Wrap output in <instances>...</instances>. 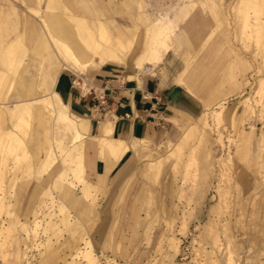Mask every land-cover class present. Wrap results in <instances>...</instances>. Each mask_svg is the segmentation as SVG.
<instances>
[{"label": "rangeland", "instance_id": "rangeland-1", "mask_svg": "<svg viewBox=\"0 0 264 264\" xmlns=\"http://www.w3.org/2000/svg\"><path fill=\"white\" fill-rule=\"evenodd\" d=\"M188 1L195 5L183 17L180 9L185 0H117L123 15L116 14L115 23L136 33L144 31L159 15L167 14L175 19V34L182 37V41L177 43L178 51L188 57L187 50L198 38V33L186 32L181 27L182 23L193 13L210 21L212 28L203 41L202 49L214 36L220 35L225 43L218 51L223 53L225 50L227 55L223 65L217 69L221 84L209 100L204 101L201 117L184 129L178 142L162 146L149 144L148 157L138 159V175L130 180L128 190L114 196L113 202H108L101 192V175L94 182L87 179L86 166L83 179L89 186V192L85 195L78 186L67 187L68 192L64 195H58L57 189H51L56 204L63 203L68 208L70 227L76 228L75 234L69 236L60 223L58 227L63 232L59 229L53 233L52 230L42 232L48 214L56 210L44 207L38 216L36 236L29 234L27 237L15 224L8 236L0 234V240L3 239L0 264H87L70 257L75 253L68 244L76 240L73 238L76 233L78 239L82 233V237H87L94 245L92 264H228V250L232 264H264V118L261 117L264 113V0ZM91 2L87 0L90 6ZM245 17L248 27L244 29ZM35 23L38 24L37 21ZM13 35L11 33L10 37ZM140 48L136 47L137 50ZM1 56L6 58L8 54L5 56L4 52ZM36 61H30L28 65L25 53L20 62H12V67H2L1 71L9 77L2 89L6 104L16 101L12 87H6L8 80L14 78L15 85L19 71L38 79L41 65L38 63L40 60ZM189 63L179 80L185 87L195 84L194 77L199 75V68ZM46 64L48 61L43 65ZM26 121L27 124L20 129L28 142L34 136L35 127L40 125L33 117ZM54 123V141L61 137L66 139L62 142L64 149H68L72 135ZM2 127L3 122L0 132ZM178 132L180 134L175 130V135ZM86 135L87 132L84 139ZM180 143L183 144L177 148ZM30 151L33 158H40L43 154L41 149ZM3 158L7 160L2 166L3 184H13L12 180L17 184L22 214L34 196L43 200L40 206L49 204L45 191L49 189L52 178L45 174L38 177L34 164L28 172L23 169L24 162L12 163L9 154L0 149V163ZM142 166H155L158 177H150L145 169L143 173ZM139 192L145 197L144 203L139 206V218L137 214L131 220V203ZM32 220V216H27L29 230ZM20 222H25L24 216L20 217ZM3 225H7L6 221ZM50 249L55 250L51 255ZM62 255L66 256L64 261Z\"/></svg>", "mask_w": 264, "mask_h": 264}, {"label": "crops", "instance_id": "crops-1", "mask_svg": "<svg viewBox=\"0 0 264 264\" xmlns=\"http://www.w3.org/2000/svg\"><path fill=\"white\" fill-rule=\"evenodd\" d=\"M3 1L0 2V57L5 47L17 39L27 49H31L45 32L44 24L50 34L72 46L79 45V38L88 39V30L91 32L88 35L95 33L98 25L105 28L113 40L119 39L124 43L142 31L133 33L130 28L116 25L115 15H123L117 0H89L93 2L91 6L97 8L95 10L87 0ZM32 11H37L38 15ZM157 18L150 21L146 28ZM84 23L85 27L82 28L84 25L81 24ZM182 25L186 32L192 30L198 33V38L192 41L187 50L188 57L178 51L177 43L182 41V37L174 33L171 40L174 52L166 53L156 66L146 67L143 72L133 69L128 58L123 63H100L97 58L91 62V54L85 52L87 56L81 61L86 68L77 71L62 69L56 78L54 92L72 115L86 122L88 131L82 149L84 170L86 166L87 179L91 182L101 175V192L108 202H113L114 196L122 190H128V183L139 173L138 155L134 153L133 147L141 142L153 146L178 142L184 129L201 117L204 101L209 100L221 84L217 69L223 65L227 55L225 50L223 53L218 51L225 43L223 37L214 36L202 49L203 41L212 28L210 21L193 13ZM11 33H14L13 37H10ZM188 62L199 68V75L194 77L195 92L179 82ZM242 78L245 80V76ZM175 130L180 131V134L178 132L175 135ZM102 137L127 145V150L118 157L103 156L98 142ZM56 168L58 165L47 176L52 177ZM141 168L145 173L144 166ZM144 199L142 192L135 196L129 212L131 220L136 218ZM123 200L122 196V203Z\"/></svg>", "mask_w": 264, "mask_h": 264}, {"label": "bare ground", "instance_id": "bare-ground-1", "mask_svg": "<svg viewBox=\"0 0 264 264\" xmlns=\"http://www.w3.org/2000/svg\"><path fill=\"white\" fill-rule=\"evenodd\" d=\"M191 3L188 0H185V4L181 6L180 11L183 12V17L186 16L188 12L190 13L189 8H192L195 5ZM32 13L37 14V11L36 12L32 11ZM80 20L81 19H79V21ZM174 20L175 19H172L167 14H161L159 15V18H157L155 22L151 24V26L146 28L144 31H140L139 33L137 32L133 38L134 41H132L133 40L132 39L127 43H124L119 39L113 40L110 34L108 33V31L105 30V28H103L100 25H98V27L96 28L93 25L96 28L95 33L88 35V33L90 32V30H88L89 32L86 34L88 39L86 38L82 39L78 37L79 45L75 44V46L69 45L68 43L54 37L52 34H50L48 27L44 24L43 30L45 32L44 33L42 32L43 35L39 37V40H37V42L34 44V46L31 49H27L24 45L20 43V41H18V39L16 40V42L12 41L10 44H8L5 47V56L6 53L8 54V56H6V58L4 57L5 59L3 57H0V100H1L0 125L1 126L3 122V127L1 128L2 131L0 132V149L4 150L9 154L12 163L13 161L14 163L17 164L24 162L23 163L24 165L22 164L24 167L23 169H26L28 172L31 171L30 170L31 166L34 164L36 169L35 172L38 177L43 176V174H45V176L48 175L51 169H53L56 166V164L57 165L59 164V166L58 169L56 168L57 171L53 174V176L52 177L50 176L52 179L49 184V189L45 191L50 199L48 202L49 204L40 206L43 200L40 197L39 199H36V197L34 196L33 202L32 201L30 202L28 208H26V212L22 214V210L20 209L21 207L19 208V206L21 205L20 200L19 198H17V194H18V192H16L17 184H14L13 180H12L13 184L11 183L3 184L2 176L4 172L2 166L3 167L5 166L7 160L4 158L3 160H1L2 163H0L1 164L0 222L3 221L4 223V221H6L7 223L6 226L3 225V223H0L1 235L3 233H6L8 236L12 230V225L15 224L16 226L19 225L18 228L21 231L25 232L27 234V237L29 234H32L33 237L36 236L37 227L39 226L38 216L43 211L44 207H47L48 210H52L53 208L56 210L54 211L52 210L51 213L49 212L50 214H48V221L46 222V226L43 228L42 232H47V230L50 231L52 230V233L53 231L56 232L59 229L58 224L60 223L66 229V232H68L67 234L69 236L75 234L74 230L76 228L70 227L71 221L69 219L70 215L68 212L69 210H67L68 208H66V206L63 205V203L56 204L57 200L55 201L54 199L55 197H53L52 194L53 191L51 189H57L56 194L58 195H64L68 192V188L70 189V187L72 188L77 186L79 188H82L83 194L89 192L87 191L89 186L83 179L84 164L82 158L84 134L88 131V128L86 122L83 119L78 118L69 112L66 105L62 103L58 94L54 92V85L56 78L58 77V74L62 69H70L77 71L84 68L85 64L81 61V58L87 56L85 52L91 54V62H93V59L97 58L99 59L100 63L104 61H116L123 63L124 59L128 58L131 67L135 69L137 72H143L146 67L153 68L158 64L159 61H161V59L166 53L170 51L174 52L171 43L172 37L174 36L176 29V23ZM246 20L247 17H245L243 28L248 27L246 24L247 22ZM81 22L83 23L85 22V20L83 21L81 20ZM81 25L82 26L84 25L82 28L85 27V23ZM254 25L252 26L253 28L256 27ZM74 27L76 28V26ZM79 33L81 32L79 31ZM136 47H141V48L137 50ZM25 53L28 55V60H29L28 65L30 64V61L37 60L36 62H38L40 60L38 63L39 66L41 65V70L40 71L38 70L39 73L37 72L38 79H33L32 77L25 76L22 71H19L18 74L16 75L18 81L15 83V85L13 84L14 81L13 78L8 80V85L6 86L7 88L12 87V92L15 93L16 95V101L10 105L6 104L5 92L3 93L2 89L4 87V84L6 83V80L9 77L5 72H2L1 69L4 66L8 67L14 61L17 63L20 62L21 58ZM45 60L48 61V64L43 65L44 62L46 63ZM13 65H11V67ZM16 69L17 68L15 67V70ZM186 88L194 92L195 86L192 83L187 85ZM263 114H261L262 119L264 118ZM30 116L33 117L34 120H37L40 126L35 127L36 130H34V136H32L31 140L27 142L20 128L23 124H27L26 119L31 118ZM54 122L60 124L64 132H67L68 134L70 133L72 135V142H71L72 144L70 145L71 147H69L68 149L67 147L66 149H64L63 147L64 145L62 142L63 139H61L62 137L60 138V140L54 141L52 136V132H53L52 126ZM98 142L100 145V151H101L100 153H102L103 156L104 154H107L118 157L124 151L127 150V145L119 141H109L106 139V137H102L100 140H98ZM182 144L183 143H180V145L177 146V148H179ZM34 149L38 151L41 149L43 153L42 154L43 157L41 156L40 158L39 157L33 158L31 156L30 150H34ZM242 150L240 151L242 152ZM133 151L135 154L138 155V159H141L139 158V156L142 158H146L150 154L148 153L149 144L146 142H141L133 147ZM193 152L195 153V151ZM152 156L153 155H151L150 157ZM144 168L150 177L152 178L153 176L158 177L157 174L158 171L155 170L156 168L155 166L149 168L144 167ZM27 171L24 172L27 173ZM193 173H195V171ZM203 176H206L205 173ZM199 178L200 177H198V179ZM202 179L204 180V177ZM192 180H194V178ZM194 188L195 187H193V189ZM193 192L194 191H192V193ZM22 216H24L25 218L24 223L20 222V217ZM27 216H32L33 219L31 221L32 226L30 230L27 223ZM41 228L42 227H40V229ZM76 234H77L76 237H73L76 240H73L72 241L73 243L68 244V246L71 247L70 250H74L75 253L74 255L73 254L70 255L71 259L79 260L80 262L83 263L86 262L87 264H92L94 261V258L92 257L93 255L92 251L94 249L93 247L94 245L90 241H88L87 237H82L83 236L82 233L80 234L82 236L79 239H78L79 237L78 233ZM48 240L49 239H47V241ZM1 242H3V239L0 240V245ZM216 242H217L216 239H214V243ZM24 243L25 242H23V244ZM81 244H84L83 247H81ZM54 251H55L54 249H50L49 255H51V253ZM230 255L231 252L228 250V255H227L228 264H232ZM65 257L66 256L64 255L63 257H61V259L64 261ZM212 264L215 263L212 262Z\"/></svg>", "mask_w": 264, "mask_h": 264}]
</instances>
